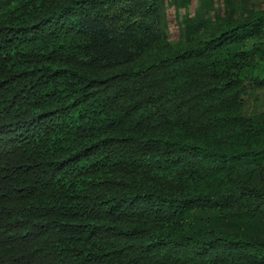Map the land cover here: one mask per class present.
<instances>
[{
    "label": "trees",
    "instance_id": "16d2710c",
    "mask_svg": "<svg viewBox=\"0 0 264 264\" xmlns=\"http://www.w3.org/2000/svg\"><path fill=\"white\" fill-rule=\"evenodd\" d=\"M224 1L170 44L188 0H0V264H264V8Z\"/></svg>",
    "mask_w": 264,
    "mask_h": 264
},
{
    "label": "rangeland",
    "instance_id": "374dc122",
    "mask_svg": "<svg viewBox=\"0 0 264 264\" xmlns=\"http://www.w3.org/2000/svg\"><path fill=\"white\" fill-rule=\"evenodd\" d=\"M200 0H188L186 8H177L176 6H166L164 10L165 22L167 26L166 37L170 44H173L179 40V30L181 29V18L185 15L192 17L198 9ZM238 1V0H236ZM239 5V4H238ZM237 5V6H238ZM248 10H260L264 8V0H246L243 8ZM238 8L234 10V18L238 19L240 15L247 16V12ZM229 12L228 6L224 0H212L211 9L206 11L203 15V19L207 22H212L213 17L223 18ZM214 24L212 23L208 28L202 27L200 33L205 31H211ZM203 26V25H202ZM207 28V29H205ZM258 41V43H257ZM255 45L261 43L264 44V37L260 40H256ZM252 42L246 43L245 48L252 47ZM246 93L243 98V110L244 113L249 116L264 115V62L254 58L250 62L248 68L244 72Z\"/></svg>",
    "mask_w": 264,
    "mask_h": 264
}]
</instances>
